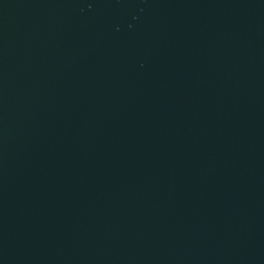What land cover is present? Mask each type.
<instances>
[{"label":"water","instance_id":"95a60500","mask_svg":"<svg viewBox=\"0 0 264 264\" xmlns=\"http://www.w3.org/2000/svg\"><path fill=\"white\" fill-rule=\"evenodd\" d=\"M0 264H264V0H0Z\"/></svg>","mask_w":264,"mask_h":264}]
</instances>
